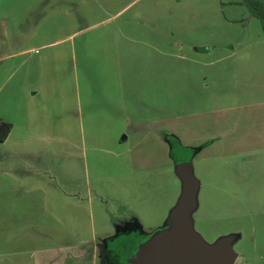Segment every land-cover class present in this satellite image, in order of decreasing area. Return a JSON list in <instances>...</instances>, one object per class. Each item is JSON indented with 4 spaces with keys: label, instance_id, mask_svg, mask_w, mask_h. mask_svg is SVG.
I'll use <instances>...</instances> for the list:
<instances>
[{
    "label": "crops",
    "instance_id": "obj_1",
    "mask_svg": "<svg viewBox=\"0 0 264 264\" xmlns=\"http://www.w3.org/2000/svg\"><path fill=\"white\" fill-rule=\"evenodd\" d=\"M23 1L29 11H78L83 2L36 0L32 7L34 0ZM91 2L97 11H109L104 5L115 2L117 12L84 28L67 18L65 24L54 25L56 32L65 33L62 38L14 39L7 47L16 50L0 56V63L16 62L10 76H17L19 86L6 92L2 103L7 110L0 113V121L12 126L0 142V264H126L97 259L119 233L148 235L162 228L167 217L157 214L149 228L137 221L125 229L116 226V231L111 222L97 227L98 189L107 176L152 173L158 168L150 161L152 151L144 165L132 166L133 156L145 153L144 146L161 147L167 165L174 167L161 136L166 130L174 139L178 131L180 146L193 153L188 161L210 164L212 171L223 165L232 169L238 160L254 164L264 160L263 34L221 46L229 50L216 51L215 57L213 51L206 52L200 60L190 45L188 57L178 59L199 64L201 70L205 67L202 80L210 77L216 87L189 93L183 120L176 125L175 117L164 124L151 115L159 105L154 82L159 74L152 66L158 59L154 55L159 54V38L148 14L159 10L160 0ZM165 11H176L169 0ZM127 13L130 17L124 23H115ZM38 26L34 32L42 30V23ZM97 28L102 29L98 35L85 37ZM37 50L47 52L31 59ZM141 64L148 66L145 73L138 71ZM99 118L104 122L101 127ZM130 138H135L134 146ZM102 155L111 167L123 168L102 170L97 164Z\"/></svg>",
    "mask_w": 264,
    "mask_h": 264
},
{
    "label": "rangeland",
    "instance_id": "obj_2",
    "mask_svg": "<svg viewBox=\"0 0 264 264\" xmlns=\"http://www.w3.org/2000/svg\"><path fill=\"white\" fill-rule=\"evenodd\" d=\"M91 1L81 0L78 11H29L30 5L23 0H1L0 56L16 50H9L7 47L8 42L14 39L18 42L41 39L52 42L62 38L65 33L56 32L54 27L65 24L67 18H73L76 25L84 28L95 23L101 24L103 22L100 21L117 12L113 11L116 10L115 2L104 5L109 11H97ZM167 1L160 0L159 10L149 11L148 14L149 20L156 24L154 35L159 38V43L156 44L159 54L154 55L158 59L152 65L154 72L159 74L158 80L154 81L158 89L159 105L151 115L154 121L159 119L164 124L176 117L177 125L183 120L185 99L189 93L202 87H216L210 77L202 80V76L206 75L205 67L201 70L199 64L188 63L178 59V56L188 57V47L194 45V51L198 56L201 55L195 59H203L204 53L212 51L211 55L215 57L216 51L229 50L221 46L225 47L242 39L256 40L258 32L263 33L259 21L251 15L246 16L248 10L242 5V0H169L176 11H165ZM258 1L264 6V0ZM37 3L34 0L32 7ZM34 9L38 7L32 10ZM128 17L130 13L117 19L115 23H124ZM41 23L42 30L34 32V28ZM101 30H90L84 35L96 36ZM32 36L36 38H31ZM143 49L145 48H139V53ZM52 51L55 50H49L52 55H56ZM46 52L37 50L30 58L36 59ZM13 65L16 62L10 60L0 63V113L1 110H7L6 102L2 103L6 101V92L11 88H19L16 86L17 76H10ZM139 66L142 67L138 69L141 73L147 71L145 67L148 66ZM97 124L101 127L104 122L99 118ZM171 133L173 132L166 130L160 134L167 140L173 162L176 164L190 160L193 153L180 146L183 140L178 131L177 139ZM129 141L130 146H134L135 138H130ZM149 151L154 153V158L150 157V161L159 165L152 173L140 171L129 176L105 177L98 189L99 197L94 208L97 227L110 226L111 222L116 231L117 227L125 229L126 224L137 221L142 228H149L152 226L151 221L157 219V214L160 219L162 216L167 217L180 195L181 181L175 174L174 167L167 165L161 147L153 150L151 146H144L145 153L139 157L133 156L132 166L139 168L144 165ZM245 162L247 160L236 161L232 169L230 165H223L216 172L212 171L210 164L192 161L193 175L201 187L197 194V209L191 218L194 230L208 244L224 236L235 237L232 248L238 255L233 264H264V160L255 164ZM109 163L110 160L104 155L97 158L98 167L102 170L123 168L118 165L111 167ZM151 234L141 236L137 231L119 233L107 244V251L100 257L101 260L98 257L97 263L103 260L111 263L124 262Z\"/></svg>",
    "mask_w": 264,
    "mask_h": 264
},
{
    "label": "water",
    "instance_id": "obj_3",
    "mask_svg": "<svg viewBox=\"0 0 264 264\" xmlns=\"http://www.w3.org/2000/svg\"><path fill=\"white\" fill-rule=\"evenodd\" d=\"M181 181L180 195L170 209L164 226L141 242L126 264H233L237 253L233 235L206 243L194 230L192 213L197 209L199 182L193 175L192 163L174 165Z\"/></svg>",
    "mask_w": 264,
    "mask_h": 264
},
{
    "label": "trees",
    "instance_id": "obj_4",
    "mask_svg": "<svg viewBox=\"0 0 264 264\" xmlns=\"http://www.w3.org/2000/svg\"><path fill=\"white\" fill-rule=\"evenodd\" d=\"M242 5L248 10L249 14L259 21L262 33L264 34V6L258 0H242ZM12 126L9 123L0 121V142H3Z\"/></svg>",
    "mask_w": 264,
    "mask_h": 264
}]
</instances>
